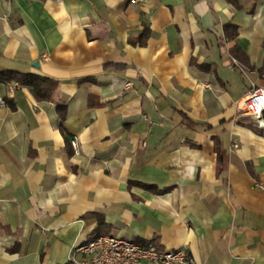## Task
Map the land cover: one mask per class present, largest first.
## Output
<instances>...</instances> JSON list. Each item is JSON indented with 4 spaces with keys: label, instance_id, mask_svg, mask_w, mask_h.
<instances>
[{
    "label": "crops",
    "instance_id": "0c3cea01",
    "mask_svg": "<svg viewBox=\"0 0 264 264\" xmlns=\"http://www.w3.org/2000/svg\"><path fill=\"white\" fill-rule=\"evenodd\" d=\"M236 1L0 0V71L58 82L0 83V264H69L96 233L264 264V121L236 108L264 87V7Z\"/></svg>",
    "mask_w": 264,
    "mask_h": 264
},
{
    "label": "built area",
    "instance_id": "2783aa9c",
    "mask_svg": "<svg viewBox=\"0 0 264 264\" xmlns=\"http://www.w3.org/2000/svg\"><path fill=\"white\" fill-rule=\"evenodd\" d=\"M260 5L264 7V0L260 1ZM262 76H264V65ZM13 83L12 87L19 86L17 82ZM4 105L5 101L0 97V106ZM236 108L248 116L254 124L263 126L264 87H252L236 102ZM70 144L73 152L77 153L76 140H71ZM256 186L262 187L260 183H256ZM192 262L185 248L161 250L152 244L141 245L132 239L111 234H100L86 239L75 245L68 257L69 264H192Z\"/></svg>",
    "mask_w": 264,
    "mask_h": 264
},
{
    "label": "trees",
    "instance_id": "16d2710c",
    "mask_svg": "<svg viewBox=\"0 0 264 264\" xmlns=\"http://www.w3.org/2000/svg\"><path fill=\"white\" fill-rule=\"evenodd\" d=\"M231 3L234 4L235 7H239L236 0H229ZM223 31L225 36L232 40L237 35V26L231 23H227L223 26ZM149 35L148 28H144L142 30L141 35L138 37L136 41L130 39V43L139 45H144L146 43V39ZM237 47L234 46L231 49V52L234 56L237 57ZM243 56H245L243 54ZM11 82H17L21 86H26L29 88L32 95L38 100V101H47L51 98L52 93L57 87L58 82L54 79L43 77L31 73H19L15 71H0V83H11ZM13 107V106H11ZM56 112L59 118V129L64 135V139L68 145H70V135L66 132L63 121L66 116V108L64 105H57L56 106ZM206 127H209V125H206ZM215 150L218 157V169H223L224 166V151L221 149V143L218 138H215ZM145 186V185H144ZM150 188V186H145ZM100 235V233H96L93 236ZM92 236V237H93ZM150 243H145L144 245H147ZM10 251H14L11 249Z\"/></svg>",
    "mask_w": 264,
    "mask_h": 264
},
{
    "label": "water",
    "instance_id": "95a60500",
    "mask_svg": "<svg viewBox=\"0 0 264 264\" xmlns=\"http://www.w3.org/2000/svg\"><path fill=\"white\" fill-rule=\"evenodd\" d=\"M264 46V45H263Z\"/></svg>",
    "mask_w": 264,
    "mask_h": 264
}]
</instances>
